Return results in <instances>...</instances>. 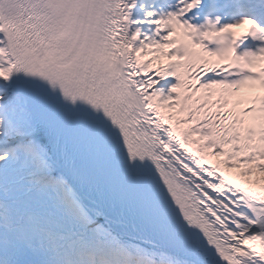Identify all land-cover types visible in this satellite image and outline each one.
Returning <instances> with one entry per match:
<instances>
[{"label": "snow or ice", "instance_id": "1", "mask_svg": "<svg viewBox=\"0 0 264 264\" xmlns=\"http://www.w3.org/2000/svg\"><path fill=\"white\" fill-rule=\"evenodd\" d=\"M0 264H264V0H0Z\"/></svg>", "mask_w": 264, "mask_h": 264}]
</instances>
